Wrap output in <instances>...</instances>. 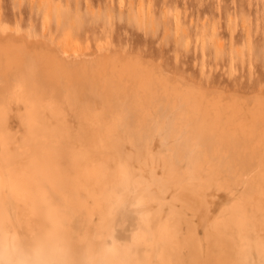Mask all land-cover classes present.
<instances>
[{
	"label": "bare ground",
	"instance_id": "1",
	"mask_svg": "<svg viewBox=\"0 0 264 264\" xmlns=\"http://www.w3.org/2000/svg\"><path fill=\"white\" fill-rule=\"evenodd\" d=\"M262 183V88L0 25V264H260Z\"/></svg>",
	"mask_w": 264,
	"mask_h": 264
},
{
	"label": "rangeland",
	"instance_id": "2",
	"mask_svg": "<svg viewBox=\"0 0 264 264\" xmlns=\"http://www.w3.org/2000/svg\"><path fill=\"white\" fill-rule=\"evenodd\" d=\"M0 25L80 49L139 50L208 84L264 90V0H0ZM138 174L131 169L118 220L145 201L137 197ZM148 232L150 245L155 235Z\"/></svg>",
	"mask_w": 264,
	"mask_h": 264
},
{
	"label": "snow or ice",
	"instance_id": "3",
	"mask_svg": "<svg viewBox=\"0 0 264 264\" xmlns=\"http://www.w3.org/2000/svg\"><path fill=\"white\" fill-rule=\"evenodd\" d=\"M262 188H264V183H262ZM262 259L260 261V264H264V252H262Z\"/></svg>",
	"mask_w": 264,
	"mask_h": 264
}]
</instances>
